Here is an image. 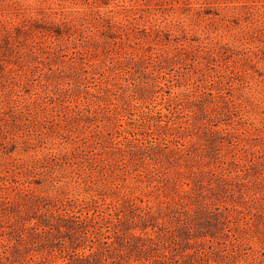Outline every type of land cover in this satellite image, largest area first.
<instances>
[{
  "label": "rangeland",
  "instance_id": "1",
  "mask_svg": "<svg viewBox=\"0 0 264 264\" xmlns=\"http://www.w3.org/2000/svg\"><path fill=\"white\" fill-rule=\"evenodd\" d=\"M0 264H264V0H0Z\"/></svg>",
  "mask_w": 264,
  "mask_h": 264
}]
</instances>
